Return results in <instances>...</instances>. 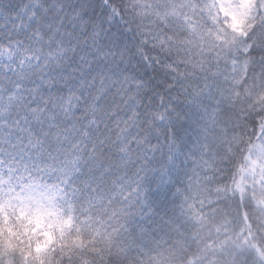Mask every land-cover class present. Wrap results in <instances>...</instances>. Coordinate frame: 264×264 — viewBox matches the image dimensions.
Segmentation results:
<instances>
[{
    "label": "snow or ice",
    "instance_id": "snow-or-ice-1",
    "mask_svg": "<svg viewBox=\"0 0 264 264\" xmlns=\"http://www.w3.org/2000/svg\"><path fill=\"white\" fill-rule=\"evenodd\" d=\"M0 264H264V0H0Z\"/></svg>",
    "mask_w": 264,
    "mask_h": 264
}]
</instances>
